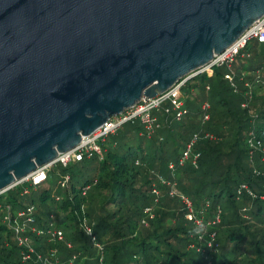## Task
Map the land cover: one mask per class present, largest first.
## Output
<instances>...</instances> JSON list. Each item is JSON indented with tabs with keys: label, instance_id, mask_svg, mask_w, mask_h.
<instances>
[{
	"label": "trees",
	"instance_id": "16d2710c",
	"mask_svg": "<svg viewBox=\"0 0 264 264\" xmlns=\"http://www.w3.org/2000/svg\"><path fill=\"white\" fill-rule=\"evenodd\" d=\"M257 44L233 67L235 89L226 79L227 68L188 80L185 95L201 88L192 102L184 98L188 116L177 121L160 115L161 127L151 138L141 124L120 134L122 127L116 134L120 140L103 144L92 177L86 174V159L67 168L56 165L47 183L30 187L28 194L29 186H18L1 195L0 264H49L36 255L25 260L27 249L3 220L8 208L16 217L31 207L33 223L20 220L28 228L24 235L36 254L46 257L56 247L58 264H264V43ZM205 102L210 120L203 123ZM195 135L198 160L194 164L191 157L181 166L179 159ZM58 166L60 174H55ZM66 174L71 181L62 188L59 181ZM167 184L190 200L204 229L189 218L181 196L170 195ZM154 189L164 197L156 198ZM217 216L220 222L212 225ZM84 221L101 249L86 235ZM32 227L62 230L73 248L55 245L47 233L33 234ZM212 234L213 248H208Z\"/></svg>",
	"mask_w": 264,
	"mask_h": 264
},
{
	"label": "water",
	"instance_id": "95a60500",
	"mask_svg": "<svg viewBox=\"0 0 264 264\" xmlns=\"http://www.w3.org/2000/svg\"><path fill=\"white\" fill-rule=\"evenodd\" d=\"M263 16L264 0H0V194Z\"/></svg>",
	"mask_w": 264,
	"mask_h": 264
},
{
	"label": "built area",
	"instance_id": "2783aa9c",
	"mask_svg": "<svg viewBox=\"0 0 264 264\" xmlns=\"http://www.w3.org/2000/svg\"><path fill=\"white\" fill-rule=\"evenodd\" d=\"M253 40H256L260 44L264 43V16L259 21H257L250 29H248L231 47H229L222 54L215 56L211 63H209L207 66L179 82L167 93L158 95L154 99L145 100L146 98H143L134 107L125 110L118 116L112 117L94 134L89 137L83 138L81 144L77 148L67 153L59 154L56 161L45 167L39 168L33 174L17 182V184L11 189L18 186L40 187L45 185L48 181V175L50 171L56 165H62L64 168H67L70 164L81 163L84 160L91 159L95 156L102 159L104 154L103 144L106 142V139L111 135H116L123 126L129 123L134 124L135 122L139 121L141 126L144 128L147 137L151 138L161 127L158 118L153 115L154 112H161L163 110L166 115L174 117L177 121H182L186 116H188L189 110L186 108L185 99L182 97L181 91L183 90L185 83L190 79L196 78L202 74H208L209 76H212L215 69L227 68L229 74L226 75V79L231 83L232 88L235 89L236 87L234 83V74L232 73L233 67L238 62L240 57H244V51L247 50L249 43ZM247 57H249V55H247ZM168 103L170 106H165ZM201 110L203 113V123H206L210 120V104L207 102L203 103L201 106ZM209 137L213 139V136ZM198 141L199 137L195 135L180 157L179 165H184L191 159V157H193V163L196 164L199 155H193V148ZM262 161L264 162V157ZM169 169L173 171L175 169V164H170ZM70 181L71 176L69 174H66L59 181V184L62 188H64L70 183ZM167 185L172 188L170 195L176 196L174 192L175 186H171L170 184ZM88 189L89 186L85 189L83 193L84 195L86 194ZM28 193V188H25L24 194ZM3 194L4 193L0 194V196ZM153 194L155 196H159V191L157 189H154ZM181 200L190 214L189 218L194 221L196 226H203L202 219L199 220L195 218L193 206L190 200L184 196H181ZM33 211L34 209L31 207L26 211L24 210L16 212V217H13L11 209L8 208V212L5 214L3 220L5 223L14 228L17 234L19 245L27 249V252L24 253L25 260L31 259L33 255H36L39 260L48 262V259L43 260L41 255L36 254L35 250L29 245L30 238L24 235L26 229L21 228L25 225L20 221L21 219H26L27 224L33 223L34 219L31 217ZM145 214L150 219L154 218V213L151 208H147L145 210ZM219 222L220 217L217 216L215 221L211 224L215 225ZM84 230L86 235L92 239L94 244L101 249L100 245L96 242V237L94 236L92 226L88 225L86 221H84ZM30 231L37 236H43L47 233L50 239L56 241H63L65 239V234L60 229L52 228L45 232V230L32 227L30 228ZM214 240L215 234H212L210 236V241L207 243L208 248H213Z\"/></svg>",
	"mask_w": 264,
	"mask_h": 264
},
{
	"label": "rangeland",
	"instance_id": "374dc122",
	"mask_svg": "<svg viewBox=\"0 0 264 264\" xmlns=\"http://www.w3.org/2000/svg\"><path fill=\"white\" fill-rule=\"evenodd\" d=\"M257 46H258V44H257V41L256 40H253V41H251L250 43H249V45H248V48H250V47H254V50L257 48ZM249 49H247V51H244V54L245 55H249ZM254 53V52H253ZM251 54V53H250ZM193 85H194V83H193ZM184 90H182L181 91V95H182V97L183 98H187V99H189V101H193V99L194 98H196L199 94H200V92H201V88L200 87H197L196 89H194L193 90V92H194V95L193 96H188V95H185L184 94ZM195 96V97H194ZM165 106H170L169 105V103L168 104H166ZM153 115L154 116H156L157 118H158V120H159V116L160 115H166L165 113H164V111L162 110L161 112H154L153 113ZM135 123H137V124H139L140 125V122L139 121H137V122H135ZM132 123H129V124H127V125H125V126H123V128L121 129V131H120V134H124V133H126V132H128L129 130H131V128H132ZM121 137V136H120ZM120 137H118V135H111V136H109L107 139H106V142L104 143L105 145H107V144H112L114 141H117V140H120ZM97 158L98 157H93V158H91V159H87V162H86V166H87V172H86V174H89V176L90 177H92L93 176V174H94V172L96 171V169H97V167H98V160H97ZM263 162V161H262ZM60 169H61V167L60 166H58V167H56L54 170V172H55V174H60ZM78 172V169H74L73 170V173H77ZM58 181H59V178L58 177H55V180H54V184H57L58 183ZM169 188H171V187H169ZM28 190L30 191V187L28 188ZM169 192H171V189H169ZM174 192H175V195L176 196H182V194L181 193H179V191H178V189L177 188H175V190H174ZM164 193L163 192H160L159 191V196H156V198H163L164 197ZM21 228H24V229H28L27 228V225H24V226H22ZM201 229H204V227L203 226H201L200 227ZM29 245L32 247V244H31V241L29 242ZM55 245H57V246H60V245H62V246H66V248L67 249H72L73 248V245H72V243H70L69 241H67L66 239H64L63 241H56L55 242ZM95 247H97V246H95ZM33 248V247H32ZM192 248V247H191ZM194 251L195 250H197V251H201V253L202 252H204V250L205 249H198V247H194V248H192ZM191 251V250H190ZM38 255H40V254H38ZM42 256V255H41ZM58 256H59V253L57 252V248L56 247H54V248H52V250H50V254L49 255H47L46 257H44V256H42V258H43V260L45 259V258H48V262H49V264L52 262L53 264H58L59 263V259H58Z\"/></svg>",
	"mask_w": 264,
	"mask_h": 264
}]
</instances>
